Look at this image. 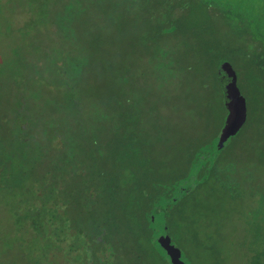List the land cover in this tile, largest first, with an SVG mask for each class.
<instances>
[{"label": "trees", "instance_id": "16d2710c", "mask_svg": "<svg viewBox=\"0 0 264 264\" xmlns=\"http://www.w3.org/2000/svg\"><path fill=\"white\" fill-rule=\"evenodd\" d=\"M35 1L47 5L32 14L50 37H28L25 0H0V40L10 42L0 54V264H170L159 229L172 240L173 217L212 183L241 200L240 170L264 163V152H250L264 142L263 114L248 110L222 149L217 137L194 143L177 178L83 162L113 137L108 159L130 161V134L139 136L132 149L142 148L143 109L155 102L160 123V88L178 87L176 71H190L192 58L219 85L211 105L219 134L228 110L218 76L237 75L242 61L264 77V0ZM135 58L141 77L127 78ZM128 112L136 124L124 126Z\"/></svg>", "mask_w": 264, "mask_h": 264}, {"label": "rangeland", "instance_id": "374dc122", "mask_svg": "<svg viewBox=\"0 0 264 264\" xmlns=\"http://www.w3.org/2000/svg\"><path fill=\"white\" fill-rule=\"evenodd\" d=\"M25 3L26 10L31 13L32 18L27 24L30 32L28 37H34L36 34L50 37L45 27L47 25L41 28L37 15L34 14V17L32 14L44 9L46 4H37L35 0H25ZM18 8L13 5L8 7V10ZM4 16L0 9V23ZM31 41L32 39L28 42L31 43ZM7 44L10 42L0 40V54L9 53ZM15 46L19 47L17 42ZM195 60L192 58L189 62L192 64L190 71L185 70L179 74L176 71L178 76L175 77L180 79L177 83L178 87L160 88V102L157 105L160 123H156L157 117L152 116L156 108L155 102L148 103L149 107L143 109L145 120L140 135L143 144L140 149L136 146L132 149L133 143L137 142L139 136L130 134L132 141L128 142L129 147L124 154L125 158L129 156L130 161L125 159L122 161L120 154L116 155L114 161L108 159L110 154L114 156L113 149L110 147L116 140L113 137L108 141V147L102 148L98 143L99 150L97 152L91 150L93 160L86 158L83 163L86 165L92 161L93 168L99 169L103 166L112 171L117 170L116 166L120 165V174L125 173L126 176L136 171L143 173L145 170L157 172L163 178L173 179L181 176L192 154L190 147L198 141L210 140L214 137L218 140L221 133L218 134L219 129L213 120L211 109L212 98L213 96L217 98L219 85L210 79L211 76L214 77L210 71L203 69L197 59ZM133 61L136 63L133 71L125 69L128 72L127 78L132 73L136 77H141L136 70H138L137 67H143L140 65L143 60L135 58ZM240 65L242 68L237 73L238 86L247 102L249 113L258 117L262 113L264 116L263 74L258 69L244 67L242 61ZM164 76L165 74H157L154 80L158 84ZM152 85L156 86L151 83L150 86ZM134 105L135 103L132 106ZM180 107H184L182 109L184 118H180ZM76 119L73 118L67 125L76 129L77 125L74 124L79 121ZM132 119V113L128 112V115L125 114L121 118V122L127 126L131 122L135 123ZM154 122L156 125H153ZM261 125L264 126V120ZM261 147L257 151L250 152H264V142ZM251 168L252 171L246 173L243 169L240 170L243 176L237 194L238 198L242 197V201L231 202L225 195L223 197L218 194L217 188L212 183L190 199L182 209L180 208L179 214L173 217V226L169 229L173 238L171 245L189 264H255L256 259L263 258L264 216L259 213V210L264 211V163H259L255 159ZM251 172L250 180L243 181V177ZM186 179L185 176L184 180ZM185 252L189 254V257Z\"/></svg>", "mask_w": 264, "mask_h": 264}, {"label": "water", "instance_id": "95a60500", "mask_svg": "<svg viewBox=\"0 0 264 264\" xmlns=\"http://www.w3.org/2000/svg\"><path fill=\"white\" fill-rule=\"evenodd\" d=\"M224 101L228 114L223 129L218 138V149H222L225 144L245 126L248 120V106L242 96L238 86V77L235 73L221 74L218 76ZM157 241L170 259V264H185L181 254L171 245V237L159 229Z\"/></svg>", "mask_w": 264, "mask_h": 264}]
</instances>
